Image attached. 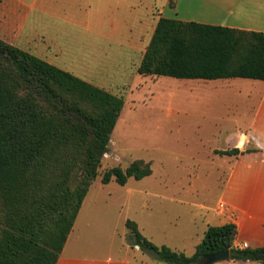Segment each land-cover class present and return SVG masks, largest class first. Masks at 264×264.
Returning <instances> with one entry per match:
<instances>
[{
	"label": "trees",
	"instance_id": "1",
	"mask_svg": "<svg viewBox=\"0 0 264 264\" xmlns=\"http://www.w3.org/2000/svg\"><path fill=\"white\" fill-rule=\"evenodd\" d=\"M138 73L264 81V33L162 17ZM124 105L123 97L0 39V264H56L101 175ZM152 173L151 163L139 159L105 171L101 183L125 186ZM126 228L134 245L169 264H199L226 250L234 262L264 264V246L235 247L233 222L209 226L193 255L157 246L133 220Z\"/></svg>",
	"mask_w": 264,
	"mask_h": 264
},
{
	"label": "crops",
	"instance_id": "2",
	"mask_svg": "<svg viewBox=\"0 0 264 264\" xmlns=\"http://www.w3.org/2000/svg\"><path fill=\"white\" fill-rule=\"evenodd\" d=\"M172 1L173 5L171 0H0V39L65 71L85 77L82 71L92 73L89 62L83 59L86 55L92 56L96 63L125 64L138 60L141 63L162 17L264 33V0ZM182 80L191 82L180 85V88H187L192 93L203 92L210 97L206 100L209 104L213 97H221L228 107L240 111L245 109L244 104H251L252 115L248 121L242 123L236 119L232 129L223 130L224 135L234 141L233 147L228 149L256 148L258 151L222 156L229 165V174L221 189L219 204L215 209L209 206L202 209L208 214L203 219L205 232L209 226L233 222L238 227L235 247L240 248L243 243L249 248L262 247L264 81L244 78ZM234 80L242 81L234 87L230 83ZM231 93L245 98L234 102L222 98ZM216 150L219 149L213 152ZM119 196L118 187H90L56 264L132 263L127 251L118 257L100 255L93 242L107 229L113 235L118 234L122 222L129 232L126 228L129 218L122 214L113 215L114 203ZM213 220L220 221L210 224ZM138 227L140 230L139 224ZM170 248L184 252L176 247Z\"/></svg>",
	"mask_w": 264,
	"mask_h": 264
},
{
	"label": "rangeland",
	"instance_id": "3",
	"mask_svg": "<svg viewBox=\"0 0 264 264\" xmlns=\"http://www.w3.org/2000/svg\"><path fill=\"white\" fill-rule=\"evenodd\" d=\"M83 59L89 62L86 65L92 73L82 71L85 77L80 73L76 76L125 101L111 134L108 153L102 160L101 175L91 187H118L120 196L114 203L113 215L122 214L136 221L141 233L157 246L167 245L187 255L194 254L206 229L203 219L208 214L202 208L217 207L229 174L224 157L213 151L233 147L234 141L224 135L223 129H232L236 119L248 121L251 104H244L243 111L228 107L221 97H213L209 104L206 100L210 97L203 92L192 93L179 87L190 80L140 75L136 72L139 60L109 64L96 63L88 55ZM241 81L230 83L236 87ZM227 96L222 98L233 102L245 98L236 93ZM139 159L151 163V176L141 180L130 178L125 186L114 181L101 183L105 171L116 166L125 169ZM127 232L122 222L118 234L107 229L94 238L99 254L118 257L127 251L131 264H169L139 250ZM215 264L262 263L230 259Z\"/></svg>",
	"mask_w": 264,
	"mask_h": 264
},
{
	"label": "water",
	"instance_id": "4",
	"mask_svg": "<svg viewBox=\"0 0 264 264\" xmlns=\"http://www.w3.org/2000/svg\"><path fill=\"white\" fill-rule=\"evenodd\" d=\"M223 260H230V251L226 250L218 254H211L203 257L199 264H215Z\"/></svg>",
	"mask_w": 264,
	"mask_h": 264
},
{
	"label": "built area",
	"instance_id": "5",
	"mask_svg": "<svg viewBox=\"0 0 264 264\" xmlns=\"http://www.w3.org/2000/svg\"><path fill=\"white\" fill-rule=\"evenodd\" d=\"M240 248H249V245L247 243H243L241 246H239Z\"/></svg>",
	"mask_w": 264,
	"mask_h": 264
},
{
	"label": "bare ground",
	"instance_id": "6",
	"mask_svg": "<svg viewBox=\"0 0 264 264\" xmlns=\"http://www.w3.org/2000/svg\"><path fill=\"white\" fill-rule=\"evenodd\" d=\"M241 144H243V143H241Z\"/></svg>",
	"mask_w": 264,
	"mask_h": 264
}]
</instances>
